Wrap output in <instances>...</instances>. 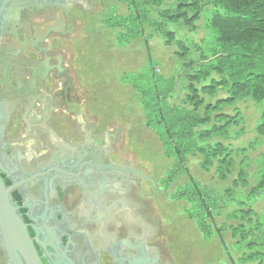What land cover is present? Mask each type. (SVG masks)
Wrapping results in <instances>:
<instances>
[{
	"label": "flooded vegetation",
	"instance_id": "1",
	"mask_svg": "<svg viewBox=\"0 0 264 264\" xmlns=\"http://www.w3.org/2000/svg\"><path fill=\"white\" fill-rule=\"evenodd\" d=\"M89 11V0H0V175L42 264H166L132 217L142 174L113 161L114 134L96 136L70 74L67 44Z\"/></svg>",
	"mask_w": 264,
	"mask_h": 264
},
{
	"label": "rangeland",
	"instance_id": "2",
	"mask_svg": "<svg viewBox=\"0 0 264 264\" xmlns=\"http://www.w3.org/2000/svg\"><path fill=\"white\" fill-rule=\"evenodd\" d=\"M89 6L90 11L84 13L83 18H78L80 32L67 44L71 55L70 74L85 91V111L90 125L97 128L96 136L103 130L114 134L113 161L140 172L144 178L136 180L138 193L132 189L133 201L139 204L132 217L152 228V243L158 247L162 263L230 264L221 245L222 239L230 245L229 236L215 235L209 242H204L194 223L183 212L188 204L176 198L175 192L190 181L202 185L217 200L218 209L213 218L215 227L235 224L238 219L230 218L235 210L250 208L255 213H262L264 191L250 193L258 185V160L264 154V136L256 132L261 121V106L250 100L237 101L225 112L232 114V110H238L242 123L232 128L227 137L209 141L219 142L230 150L245 149L248 160L246 186L235 180L237 168L224 180L217 178L215 167L204 171L200 166L201 156L197 153L187 157L186 173L170 177L174 161L165 157L154 132L145 125L135 90L121 81L124 74L139 72L149 65L150 73L164 80L176 79V94L172 100L179 102L183 99L186 92L182 88L187 85L184 75L202 63L201 55L212 60L210 55L216 46L209 25L216 7L211 0H202L201 15L192 26L178 23L162 27L163 32H173L175 38L182 40L190 50L186 57L178 58L175 42L167 45L162 30L152 28L146 21L137 27L140 31L138 37L124 46L119 45V34L123 33V28H109L106 20L110 15L132 17L134 14L126 2L89 0ZM135 10L139 12L141 9ZM145 13L153 17V11L147 9ZM217 95L224 97L225 92ZM235 160L239 162L240 157ZM227 188L233 190L231 201L224 194ZM246 199L248 204L242 205Z\"/></svg>",
	"mask_w": 264,
	"mask_h": 264
},
{
	"label": "trees",
	"instance_id": "3",
	"mask_svg": "<svg viewBox=\"0 0 264 264\" xmlns=\"http://www.w3.org/2000/svg\"><path fill=\"white\" fill-rule=\"evenodd\" d=\"M118 1L126 2L134 14L126 18L110 15L106 20L109 28H123L118 39L119 45L123 46L140 35L137 27L144 21L152 28L162 30L165 24L192 26L201 15L202 0ZM211 1L216 10L209 28L216 47L211 52V61L201 55L202 63L192 64L194 70L184 75L187 85L182 88L186 92L183 99L172 100L176 94V79L164 80L150 73L149 65L139 72L124 74L121 81L135 90L145 125L154 132L165 157L174 161L170 177L186 173L187 157L197 153L204 171L215 167L217 178L224 180L237 168L235 180L246 186L248 160L245 149L230 150L219 142L209 141L227 137L232 128L242 123L238 110H232V114L225 112L241 100L261 106V121L256 132L264 136V0ZM163 4L167 7L161 8ZM135 8L141 10L136 12ZM147 9L153 11V17H148ZM163 34L167 45L175 42L178 58L190 53L173 32L164 31ZM219 92H225V96L218 97ZM238 157L240 160L236 162ZM258 167V185L251 189L252 194L257 190L264 191V154L258 160ZM224 194L232 200L231 188L225 189ZM175 196L188 204L183 212L194 223L204 242H209L215 235L229 236L230 245L223 239L221 245L230 264H264V210L262 213H255L250 208L235 210L230 218L238 221L220 228L215 227L213 221L218 209L217 200L202 185L190 181L178 188ZM247 204L248 199L242 202V205Z\"/></svg>",
	"mask_w": 264,
	"mask_h": 264
},
{
	"label": "water",
	"instance_id": "4",
	"mask_svg": "<svg viewBox=\"0 0 264 264\" xmlns=\"http://www.w3.org/2000/svg\"><path fill=\"white\" fill-rule=\"evenodd\" d=\"M103 132L105 130L97 132V135ZM15 188V184L6 186L0 175V243L3 253L10 264H42L35 249L38 240L30 238L28 225L19 214L20 207L12 201L11 192Z\"/></svg>",
	"mask_w": 264,
	"mask_h": 264
},
{
	"label": "bare ground",
	"instance_id": "5",
	"mask_svg": "<svg viewBox=\"0 0 264 264\" xmlns=\"http://www.w3.org/2000/svg\"><path fill=\"white\" fill-rule=\"evenodd\" d=\"M57 109V108H56ZM59 110V109H58Z\"/></svg>",
	"mask_w": 264,
	"mask_h": 264
}]
</instances>
